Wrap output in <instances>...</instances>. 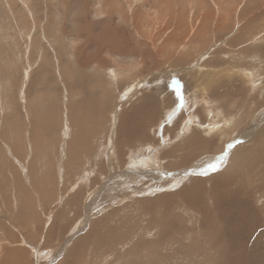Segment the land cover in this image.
I'll return each mask as SVG.
<instances>
[{"label": "rangeland", "instance_id": "rangeland-1", "mask_svg": "<svg viewBox=\"0 0 264 264\" xmlns=\"http://www.w3.org/2000/svg\"><path fill=\"white\" fill-rule=\"evenodd\" d=\"M263 127L264 0H0V264H259Z\"/></svg>", "mask_w": 264, "mask_h": 264}, {"label": "bare ground", "instance_id": "bare-ground-1", "mask_svg": "<svg viewBox=\"0 0 264 264\" xmlns=\"http://www.w3.org/2000/svg\"><path fill=\"white\" fill-rule=\"evenodd\" d=\"M260 55V56H259ZM259 55L258 54H253L252 55V57H251V59H252V61H255V62H257L258 63V65L260 66V68H261V64H262V55L259 53ZM239 69V68H238ZM228 70V69H227ZM227 72H230V71H227ZM242 73H243V77H244V80H245V83H246V85L249 87V88H251V86H253L249 81H250V79H253L254 77H255V75H253V73H254V71H252V69H251V71H242ZM226 74V73H225ZM221 75H223V74H221ZM239 76V75H238ZM252 77V78H250L249 80H248V78L249 77ZM227 77V76H226ZM224 78H225V76H224ZM227 80V79H226ZM222 81V80H221ZM220 81V82H221ZM219 84V83H218ZM263 85V84H262ZM261 85V87H260V93L263 91V86ZM219 86V85H218ZM239 87V86H238ZM198 88V87H197ZM222 88V87H221ZM204 89V88H203ZM202 89V90H203ZM212 89V88H211ZM205 90H206V87H205ZM230 90H231V88H230ZM185 91V90H184ZM216 91H217V89H216ZM225 91V90H224ZM233 91V90H232ZM218 92V91H217ZM204 93V92H203ZM203 93H201V94H203ZM220 93V92H219ZM194 94V93H193ZM229 94V93H228ZM204 95V94H203ZM225 95H226V93H225ZM214 96V95H213ZM193 98V97H192ZM205 98V97H204ZM196 99V98H195ZM220 99H221V97H220ZM193 103V102H192ZM224 103V102H223ZM226 103V102H225ZM185 104V105H184ZM222 104V103H221ZM173 105V104H172ZM196 105V104H195ZM174 106V105H173ZM187 106H188V101L187 100H185V102L183 103V107L182 108H187ZM205 106H206V104H205ZM174 108V107H173ZM176 110V109H175ZM175 110H173V111H175ZM180 110V109H179ZM187 110V109H186ZM172 109L170 110H167L166 112V115L168 116V115H170L172 112ZM171 112V113H170ZM152 113V112H151ZM153 115V114H152ZM151 115V116H152ZM186 116V115H185ZM172 118V117H171ZM193 118V116H191V117H189V118H187V121H188V126L186 127V129L188 130L189 129V127H190V125H192V124H194V126L196 125L195 124V120L194 119H192ZM233 121V118H229L228 120H227V122H226V124H227V127L228 128H231L232 126V122ZM187 124V123H186ZM225 124V123H224ZM185 125V124H184ZM215 125V124H214ZM214 125L212 124L210 127H209V129H208V131L209 132H214L215 130H214ZM192 127V126H191ZM197 127H199V126H197ZM215 128H216V126H215ZM227 128V129H228ZM197 129V128H196ZM220 129V128H219ZM219 129H218V131H219ZM222 129H224V128H222ZM138 130V129H137ZM263 132H264V127L261 129V131H260V133H258V134H256L255 135V140H260L261 142L263 141ZM138 133H141L142 134V130H138ZM195 133V132H194ZM192 134V133H191ZM248 135V134H247ZM191 136V135H190ZM195 135L193 134V136L192 137H194ZM141 137V136H140ZM190 138V137H189ZM248 138V137H247ZM264 146V145H263ZM261 148H262V146H260ZM155 154V153H154ZM154 154H152V155H150L149 157H147V158H145L144 160H143V163H144V161H153L154 162V160L156 159V155H154ZM252 155L254 154V152L253 153H251ZM235 154H234V151L233 152H231V155L230 156H227V158L223 161V163H225L226 161H231V162H233L234 160H235V156H234ZM164 156V155H163ZM245 158H247V161L248 160H250V159H252V158H249V156H246ZM243 160V159H242ZM222 163V164H223ZM229 163V162H228ZM261 163V162H260ZM220 165V164H219ZM263 173H264V171H263ZM239 174V173H238ZM238 177V176H237ZM240 178V177H239ZM241 180H243V179H241ZM197 181H201L200 179H198ZM232 181V180H231ZM199 182H197V183H199ZM234 182V181H233ZM196 183V184H197ZM224 184H222V186H223ZM247 185H248V183H247ZM221 186V187H222ZM230 186H232V185H230ZM251 188H253V186L250 184L249 185ZM219 187V186H218ZM248 187V186H247ZM247 187H246V185H245V187L243 188V186H241V187H234L235 189H234V191H233V193L232 194H229L228 196H227V198L223 195V191L220 193V195L217 197V196H213L212 198H210V197H208V198H203V195H205L206 194V189L205 188H202L203 190L200 192V190H201V187L199 186L198 187V190H197V197H198V199H197V202H196V204L195 205H198V204H202L201 206H204V205H206L207 207H209L210 209H211V213H209V212H205V211H203L202 209H201V212L205 215V217L202 219V221H201V225H200V231L199 232H201L202 233V237L200 236L201 235V233L199 234V236L201 237L200 238V240L202 241V243L200 244V246L201 247H203V248H205V250L206 251H210V253H211V255L214 257V259L216 260V262L218 263L219 262V260H217V257H221L222 256V254H223V256L225 257V256H232V257H238V255H239V251H237V249L236 250H234V249H230L229 247H227L226 246V244H227V242H226V244L223 242L222 243V239L219 237V232H221V231H223V229H222V225H223V222H222V220H221V218L217 215V208H219V207H223L224 205H225V202L226 201H228V200H230V199H233V198H235L236 196H238L239 197V194H242V192H241V189L242 190H246L247 189ZM224 189V188H223ZM226 189V188H225ZM250 190V189H249ZM213 191V190H212ZM248 193H250L249 191H245V192H243V194L244 195H246V194H248ZM214 194V193H213ZM215 195V194H214ZM171 197V196H170ZM222 197H225V200H223L222 199ZM172 198V197H171ZM230 198V199H229ZM167 199V198H166ZM170 199V198H169ZM165 200V199H164ZM259 201H260V199H258ZM188 201V200H187ZM237 202V201H236ZM240 203V202H239ZM231 206V205H230ZM180 209V208H179ZM197 211H198V208H195ZM220 210H221V208H220ZM185 212V211H184ZM195 212V211H194ZM169 213V212H168ZM195 213H197V212H195ZM165 214V213H164ZM203 215V216H204ZM196 216V215H195ZM164 217V216H163ZM171 217V216H170ZM182 217V216H181ZM188 217V216H187ZM192 217V216H191ZM200 217H201V215H200ZM199 217V218H200ZM189 218V217H188ZM207 218H209L208 220H207ZM201 219V218H200ZM210 219H212V221L210 220ZM210 220V221H209ZM173 222V221H172ZM187 224V223H186ZM185 224V225H186ZM168 226H171V225H168ZM165 228V227H164ZM173 228V227H172ZM174 229V228H173ZM191 229V228H190ZM169 230V229H168ZM194 230V229H193ZM215 231H217V232H215ZM177 232V231H176ZM183 232V231H182ZM199 232H197L196 234H198ZM174 233H175V231H174ZM184 233V232H183ZM195 233V232H194ZM166 235L167 234V231H166V233H161V236H163V235ZM178 234V233H177ZM262 235V234H261ZM181 236V235H180ZM184 236V235H183ZM182 236V237H183ZM258 236H260L259 234H258ZM262 237V236H261ZM256 238V237H255ZM254 238V239H255ZM158 239V238H157ZM225 238H223V240H224ZM159 240V239H158ZM257 241V243H258V240H256ZM181 242V241H180ZM261 242V241H260ZM259 242V243H260ZM207 244H209V248H206V245ZM253 244V243H252ZM183 245V244H182ZM252 246V245H251ZM225 247H227V248H224ZM250 247V246H249ZM248 247V248H249ZM258 247V246H257ZM252 248V247H251ZM261 248L259 247V250H260ZM258 250V251H259ZM261 251V250H260ZM264 250H262V252H263ZM253 254L251 255L253 258H255V259H257L258 260V262H259V264H261V263H263L264 264V262H263V260L261 259V256H264L263 254L264 253H262V254H260V252L259 253H257L256 251H254L253 250ZM246 253V252H245ZM174 254V253H173ZM261 256H260V255ZM241 255V254H240ZM245 254H243L242 256H240V258H242L243 256H244ZM227 258V257H226ZM223 260V259H222ZM235 258H234V262H235ZM253 260H251V262H252ZM202 264H204V263H202ZM236 264H239V263H236ZM248 264H249V262H248Z\"/></svg>", "mask_w": 264, "mask_h": 264}, {"label": "snow or ice", "instance_id": "snow-or-ice-1", "mask_svg": "<svg viewBox=\"0 0 264 264\" xmlns=\"http://www.w3.org/2000/svg\"><path fill=\"white\" fill-rule=\"evenodd\" d=\"M174 83H176V82H174ZM175 90L177 91V94L179 97V85H178V83H176V89ZM216 169H217V164L211 163V164L207 165V167L204 169V171L201 174H206L207 171L216 170Z\"/></svg>", "mask_w": 264, "mask_h": 264}]
</instances>
